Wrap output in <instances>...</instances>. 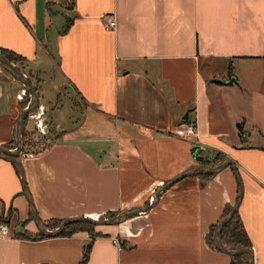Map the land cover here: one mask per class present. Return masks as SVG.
<instances>
[{"label": "crops", "instance_id": "0c3cea01", "mask_svg": "<svg viewBox=\"0 0 264 264\" xmlns=\"http://www.w3.org/2000/svg\"><path fill=\"white\" fill-rule=\"evenodd\" d=\"M72 4L61 10L59 0H0V51L27 58L23 71L45 105V122L61 93L73 101L68 126L60 117L66 99L49 110L57 131L52 145L19 155L43 223L147 205L166 182L222 152L239 169V212L254 264H264V80L259 68L238 65L264 64V0ZM67 17L72 24L61 33ZM110 18L115 27L107 25ZM26 96L23 83L0 63V220L11 234L0 236V264H79L87 246V264L231 263L206 236L238 201L232 166L205 185L197 174L185 177L145 215L96 225L102 236H17L39 232L20 170L3 157V148L15 149L13 127ZM193 120L197 135L190 138L180 131Z\"/></svg>", "mask_w": 264, "mask_h": 264}, {"label": "water", "instance_id": "95a60500", "mask_svg": "<svg viewBox=\"0 0 264 264\" xmlns=\"http://www.w3.org/2000/svg\"><path fill=\"white\" fill-rule=\"evenodd\" d=\"M0 63L2 66L8 70L17 80L23 83L24 87L31 93V100L27 104V106L18 114L16 122L13 127V134H14V142L16 144L15 149H8L3 148L6 155L5 157L7 160H10L16 164V166L19 168L22 178V184H23V194L28 198L32 212L34 221L36 222V225L38 226V230L40 233L45 235L46 237H56L59 236L64 228L71 222H88L92 223L94 225H118L123 222H125L130 216H133L138 213L142 212H148L151 209H153L161 196V193L164 191H167L170 189L173 185H175L180 180L184 179L185 177L195 174L197 171H204L209 173H219L224 168L228 166H232L234 168L235 175L238 179V182L240 184V194L239 199L237 203L234 205L233 210L227 214L221 222L217 225L215 232H214V243L215 246L221 250L222 252H225L231 256L239 255V254H249L250 256V262L249 264H254L255 262V256H254V250L253 248H239V249H229L227 248L223 241H222V229L223 227L233 218V216L236 214V212L239 210L240 204L242 202V198L244 195V185L242 182V178L239 172V169L236 165V162L232 158L226 159L224 162L218 164V165H208L205 163H199L194 166H191L187 168L186 170L182 171L180 174L166 182L157 192L154 194V199L147 205L142 206H132L125 210H122L118 212L116 215L109 217V218H95L92 216H69L62 220L61 224L57 229H48L45 227L42 219L40 218L38 214V210L36 207V203L34 199L32 198V195L30 193V190L28 188L27 183V176H26V170L23 164V161L20 158V154L23 151L24 148V141H23V128L25 125L26 118L29 114H31L39 105L40 98L38 94V90L36 86L32 84V82L28 79V77L13 63L11 62L4 54L0 51ZM2 155V153H1ZM203 159H199V161L203 162ZM90 245V244H89Z\"/></svg>", "mask_w": 264, "mask_h": 264}, {"label": "trees", "instance_id": "16d2710c", "mask_svg": "<svg viewBox=\"0 0 264 264\" xmlns=\"http://www.w3.org/2000/svg\"><path fill=\"white\" fill-rule=\"evenodd\" d=\"M73 18L72 17H67L64 26L61 29V33H65L69 30L71 24H72ZM1 52L4 54V56H6L11 62L16 63L18 65V63H20L21 65L25 66L26 64V57L22 56L16 52H14L13 50L7 49V48H1ZM230 72H232V66L230 65ZM29 80L32 81V76H29ZM31 93L27 90V96L24 99L23 103V107L22 110L27 106V104L29 103L30 99H31ZM30 95V99L29 96ZM27 119L30 120L29 115L26 118L25 121V128H23V141H24V148L26 150H31L33 153H42L44 152L50 145H52V143L48 144V145H43L40 143L39 139L36 140L35 138V132H36V126L34 125L33 131L30 130V128L28 127V125H26ZM35 124V123H34ZM239 128L241 131H243V123L240 122L239 123ZM35 139V141L33 140ZM36 145V146H35ZM34 146V148H30ZM227 159V156L225 154H223L222 152H216L215 154L213 152H211L208 156H204V160L203 163L208 164V165H218L222 162H224ZM195 174L199 175L202 177V183L203 185H205L208 181H210V179L215 175V173H209V172H202V171H197ZM240 187V184H239ZM239 199V196H238ZM234 208V205H227L224 208V212L221 216V218L218 220V222L212 224L209 228V232L207 233L206 236V242L209 244L210 247H212L213 249H218L215 246L213 237H214V232L215 229L217 227V225L221 222V220L227 215L229 214ZM119 211H109L104 215H101L100 218H109L112 217L114 215H116ZM33 219V218H32ZM63 219H52L49 220L52 223L46 222L44 223L45 227L48 229H57L59 227V225L61 224ZM96 225L92 224V223H88V222H71L69 223L64 230L62 231V233L60 234V236H72L74 233L78 232V231H88L91 236L96 237V236H102L104 235L101 232H97L95 230ZM17 236L21 237L24 236L26 238H30V239H38V238H45L46 236L43 235L40 232H37L35 234L30 233L29 231H21L20 233H17ZM222 241L224 243V245L229 248V249H239V248H244V247H248V248H253V242L252 239L250 237V234L248 232V230L245 227V224L241 218L240 212L239 210L236 212V214L233 216V218L223 227L222 229ZM122 245L125 247H127L126 242H123ZM89 251L90 248L87 246L84 249V254L82 259L80 260L79 264H87L88 262V258H89ZM249 254H239V255H235V256H231V263L230 264H249L250 262V256H248Z\"/></svg>", "mask_w": 264, "mask_h": 264}, {"label": "rangeland", "instance_id": "374dc122", "mask_svg": "<svg viewBox=\"0 0 264 264\" xmlns=\"http://www.w3.org/2000/svg\"><path fill=\"white\" fill-rule=\"evenodd\" d=\"M59 4H60V7L59 8H61V10H64L65 8H63L64 6L66 7H71L72 8V0H59ZM58 6V5H57ZM59 18L58 17H55V20H57V21H61V20H58ZM64 23V22H63ZM257 62H239L238 63V65L240 66V68H242V70L244 69H246V67H257V68H259V70L256 72V74L260 77V81L261 82H263L262 81V79L264 80V64H262V63H260V64H256ZM15 65H16V63H14ZM19 65V66H18ZM18 65H16L20 70L22 69V72L24 73L25 71H27L26 70V64H25V66H23V65H21L20 63H18ZM235 65H236V67H237V64L235 63ZM240 68H239V74H243L244 75V73H243V71H241L240 70ZM23 69H25V71H23ZM255 74V75H256ZM28 79H30L29 78V76H28ZM32 79V81H33V78H31ZM62 96H64V98L62 97ZM29 97V99H30V95L28 96ZM61 98H59V100L55 103V106L53 107L52 105H49L48 106V108H49V110H51V111H53L58 105H60L61 104V102L63 103L64 102V100L66 99V101H67V104L64 106V109H63V111L60 113V117H61V119H62V123L65 125V126H68L69 124H70V118H71V115L74 113L72 110L74 109L71 105H73V101L72 100H67V95L66 94H62L61 93V96H60ZM23 102H24V100H23ZM22 107H23V103H21L20 104V109H22ZM48 110V113H47V115H46V121H47V125H48V132L46 133V134H43L42 132H40L39 131V129L38 128H36V132L34 133L35 134V139L36 140H38V138H40L39 139V141H40V143L41 144H43V145H48V144H50V143H52L55 139H56V129H55V127H53V124L51 123V114L53 115V113L51 112V111H49ZM38 110H34V112L36 113V114H38L39 112H37ZM80 111V110H79ZM51 112V113H50ZM58 113V114H59ZM76 118H78V117H82V114L81 113H79V112H77V116H75ZM29 118H30V116H29ZM29 125H28V124ZM26 125H28V127L30 128V130H32L33 131V128H34V119H32V118H30V120L29 119H27V122H26ZM36 126V125H35ZM24 128H25V126H24ZM24 131V130H23ZM56 134V135H55ZM35 139H33L34 141H35ZM36 146V145H35ZM30 148H34V146H32V147H30ZM31 151V150H30ZM214 153V152H213ZM34 154H36V153H34ZM215 154V153H214ZM150 203V201L148 200L147 201V203L146 204H149ZM136 215V214H135ZM138 215H145V214H141V213H138ZM49 223H52L51 221H49ZM105 226H111V225H99V227H105ZM97 227V226H96ZM95 227V228H96ZM249 256V255H248Z\"/></svg>", "mask_w": 264, "mask_h": 264}, {"label": "built area", "instance_id": "2783aa9c", "mask_svg": "<svg viewBox=\"0 0 264 264\" xmlns=\"http://www.w3.org/2000/svg\"><path fill=\"white\" fill-rule=\"evenodd\" d=\"M116 24H117V21L114 18H110V20H108V22H107V25L110 27H115ZM19 96H20V93L17 94V98L22 100V98H21L22 95H21V97H19ZM36 110H38L37 111V112H39L38 114H36L33 111L31 114H29V116H30V118L34 119V123L37 126V128L39 129V131L42 132L43 134H46L48 132V125H47V122H45V117H44L45 110H46L45 105L40 103L38 105V107L36 108ZM180 132L187 137H190V138L195 137L197 135L196 121L193 120L191 122L185 123ZM28 155L32 156V154H28ZM156 192H157V190H156ZM153 199H154V195H153L152 199H150L149 201L151 202V201H153ZM10 235L11 234H10L9 224L0 220V236L7 238ZM114 242L119 243L118 239H114Z\"/></svg>", "mask_w": 264, "mask_h": 264}, {"label": "bare ground", "instance_id": "6f19581e", "mask_svg": "<svg viewBox=\"0 0 264 264\" xmlns=\"http://www.w3.org/2000/svg\"><path fill=\"white\" fill-rule=\"evenodd\" d=\"M16 79H17V78H16ZM18 81H19V80H18ZM30 100H31V99H30ZM29 102H30V101H29ZM154 193H155V192H154ZM153 195H154V194H152L151 199H152Z\"/></svg>", "mask_w": 264, "mask_h": 264}]
</instances>
